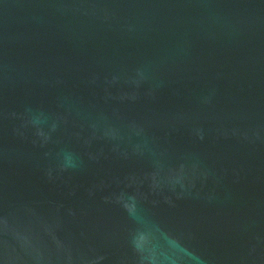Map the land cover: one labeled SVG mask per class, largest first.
<instances>
[{"label": "water", "instance_id": "water-1", "mask_svg": "<svg viewBox=\"0 0 264 264\" xmlns=\"http://www.w3.org/2000/svg\"><path fill=\"white\" fill-rule=\"evenodd\" d=\"M0 264H264V0H0Z\"/></svg>", "mask_w": 264, "mask_h": 264}]
</instances>
